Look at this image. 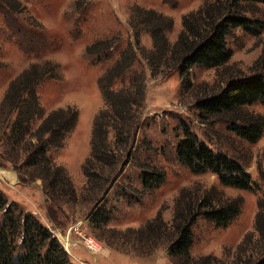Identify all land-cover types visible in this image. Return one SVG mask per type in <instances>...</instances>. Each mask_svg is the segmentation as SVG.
Segmentation results:
<instances>
[{
  "label": "rangeland",
  "instance_id": "obj_1",
  "mask_svg": "<svg viewBox=\"0 0 264 264\" xmlns=\"http://www.w3.org/2000/svg\"><path fill=\"white\" fill-rule=\"evenodd\" d=\"M215 1L0 0V193L20 224L29 215L49 232L67 264H174L169 247L178 239L174 228L181 217L192 235L191 260L210 256L218 263L249 264L259 255L264 246L256 230L264 210V132L255 143L241 140L228 129V116H202L197 100L231 79L264 74V4L251 5L252 13L246 14L260 23L259 29L253 34L237 29L226 39L231 57L224 65L194 66L185 76L178 71L179 38L184 33V42L191 41L183 18ZM193 20L204 29L201 20ZM153 26L167 43L164 54L154 48ZM46 62L58 77L35 86L41 116L31 122L24 140L14 143L17 112L6 120L4 98L23 72ZM108 78L112 94L141 80L144 98L133 114L128 143L117 144L110 131L111 158L89 162L94 121L108 110L103 96ZM247 109L242 118L264 119L262 103ZM58 111H76L77 119L62 134L61 146L47 149V167L56 176L49 179L50 187L31 164L39 162L36 152L42 137L48 138L38 129ZM185 128L215 153L238 162L253 189L224 186L211 172L195 175L178 163L175 149ZM152 167L163 172L164 181L144 190L142 173ZM234 200L242 202L240 213L226 227L204 216L210 207ZM101 208L110 220L94 225L93 214ZM154 220L161 231L146 230ZM13 243H19L18 233Z\"/></svg>",
  "mask_w": 264,
  "mask_h": 264
},
{
  "label": "trees",
  "instance_id": "obj_2",
  "mask_svg": "<svg viewBox=\"0 0 264 264\" xmlns=\"http://www.w3.org/2000/svg\"><path fill=\"white\" fill-rule=\"evenodd\" d=\"M225 1L222 3V1L217 2L216 0V3L201 7L196 13L189 14L183 18V27L187 29L188 38L190 36L191 41L188 44L184 42L187 38V36L183 35L184 33L181 35V39L179 38V42L181 40V43H183L182 54H180L181 57H179L178 63V71L181 76L187 75L188 71L194 66L211 69L224 65L231 57V52L226 45V39L232 34L231 32L238 29L253 34L255 30L261 27L260 23L248 18L246 14L252 13L248 7L255 3L264 4V0ZM158 16L163 20H167L160 15ZM194 18L204 23L202 24L203 30L197 27L193 20ZM160 30L158 27L153 26L151 36L157 53L164 54L167 50V43ZM50 66V63L47 62L43 65L31 66V69L29 68L23 72L10 85L7 91L3 103L5 106H2V110L8 109L6 120L14 112H17L10 137V140L14 143L23 141L25 136L28 135L31 122L35 117L39 119L41 116L34 88L47 79H56L58 77V75L51 73L52 69H50ZM115 70L116 68H113L109 70V73L111 74ZM111 79L108 78L107 88L103 91L109 111L101 112L94 121L92 151L89 162L93 160L105 163L104 161L111 158L113 151L107 143V136L110 131L113 132L112 137L117 144L119 142L120 144L123 143V145L128 143L133 135V114L143 102L144 88L141 80L138 81L139 83L134 81L129 88L112 94L109 91ZM197 102L198 110L202 116L203 114L228 116L230 121L228 129L241 140L255 143L262 137L264 119L259 116H246L244 119L241 111L248 110L247 108L256 102L264 105L263 73H254L247 78L231 79L218 92L205 96L203 99H198ZM64 113L58 111L50 114L38 129L39 132L45 137L48 136V138L44 139L42 137L43 141L36 152L39 162L31 164V166H35V172L38 173L37 176H42L44 181L48 180L50 187L53 185L52 180L56 176L51 177V171L49 172V167L51 166L47 164V149L49 147L59 148L62 134L70 131L77 119L76 111ZM52 122L54 123L51 124ZM189 132L190 130L185 128L182 140L177 143L175 156L178 163L195 175L211 172L218 177L220 183L224 186L248 191L253 189L250 175L244 172L238 162L230 160L220 153H215L204 142L198 140L196 136ZM42 167H45V169L43 170ZM55 171L60 173L59 169ZM57 177L60 179V174ZM142 177L143 189L148 191L158 187L164 181L163 172L156 170L155 167H152L150 171L144 170ZM51 178L52 180H49ZM241 204V200H234L219 209L210 207V211L205 212L204 216L217 227H226L238 217ZM186 212V215L190 213ZM11 214L10 206H8L7 201L0 193V264H67L65 253H63L56 240L51 237L46 229L31 220L29 215H25L20 224L18 222L19 218L16 219ZM195 216L192 213L191 217ZM109 220L110 216L105 212L104 208L97 210L93 214L94 225H105ZM181 221V224L176 223L174 228L177 232L175 237L178 239L174 240V238L169 247L171 250L170 256L174 264H225L218 263L217 259L210 256L203 257L197 261L191 260L189 250L192 235L188 227L189 223L187 224L186 219L182 217ZM157 223L159 222L154 220L151 224H147L146 230L161 231L160 223L159 225ZM181 225L182 227H180ZM256 228L261 239H263L264 210L263 214L260 213L258 216ZM16 233H18L19 243L14 245L13 236ZM260 245H264V243H260ZM257 254L259 255L255 261H251L249 264H264V246L260 248Z\"/></svg>",
  "mask_w": 264,
  "mask_h": 264
},
{
  "label": "built area",
  "instance_id": "obj_3",
  "mask_svg": "<svg viewBox=\"0 0 264 264\" xmlns=\"http://www.w3.org/2000/svg\"><path fill=\"white\" fill-rule=\"evenodd\" d=\"M89 247H91V246L89 245ZM89 247H88V248H89Z\"/></svg>",
  "mask_w": 264,
  "mask_h": 264
}]
</instances>
